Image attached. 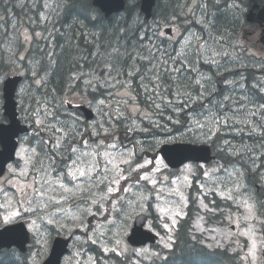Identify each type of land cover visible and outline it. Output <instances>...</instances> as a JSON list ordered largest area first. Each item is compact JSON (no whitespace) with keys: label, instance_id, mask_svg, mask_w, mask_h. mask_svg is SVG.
Wrapping results in <instances>:
<instances>
[{"label":"rangeland","instance_id":"rangeland-1","mask_svg":"<svg viewBox=\"0 0 264 264\" xmlns=\"http://www.w3.org/2000/svg\"><path fill=\"white\" fill-rule=\"evenodd\" d=\"M173 2H176L175 7L166 12ZM19 3L18 9L21 10V19L14 20L15 22L8 30L0 33V62L6 58V65L8 66V74L0 78V83L2 85L4 79L8 76L22 75L25 77V82L18 91L17 101L20 119L24 125L32 128L28 135L20 138L17 162L8 167L6 175L0 179V187L6 190L8 197H12L15 192V189L8 183L11 178L9 169L15 168L18 164L23 165V161L19 159L21 149H28L30 152L32 148L36 149V139L49 141L54 137L50 130H41L31 123L36 118L34 110L37 108L42 110L45 98L53 101V103H58L61 95H63L65 101H71L72 105L89 107L92 105L96 108L98 117L92 122L91 131H95L99 127L98 121H107V123H104L103 128V132H107V135L102 132L99 136L89 137V131L85 130L83 139H87L89 143H92L93 140L115 142L119 145V151L121 152H127L131 149L136 153L134 163H144L147 160H153V158L163 160L159 154L160 147L174 143L213 145L216 150L221 152L222 156L230 155L232 157L224 161L214 160L208 165L189 163L176 171L171 170L169 167L164 169L162 165H147V167L140 170V173H130L127 181H120L119 187L122 189L127 185L130 191L123 193L118 202L114 196L102 199L103 194L99 189H93L92 192L85 190L83 194L77 193L76 197L69 200L68 203L49 208V212H54L59 207L66 209L59 220L53 224L47 222L49 216L44 212H28L11 223L4 224L0 222V228L19 222L26 223L31 236L35 240L30 257L31 264L43 263L54 239L58 236L72 238L69 253L63 258L62 264H77V262L78 264H99L97 256L89 250V243L100 248L106 256L113 253L129 258L131 264L162 259L166 254V250L173 247L177 224L180 219L186 216L190 204V190L193 186L194 195L198 199V210L197 214L194 215L193 224L194 239L200 237L202 242L211 248H227L233 253H239L243 259L242 264H264L262 224L251 221L255 224L256 240V259L253 261L252 256L249 254L252 241L248 236L242 234L248 231L249 222L245 221L244 209L240 206L241 201L244 199H247L249 203H255L257 208L264 204V192L262 191L260 200V195L256 194L258 187L260 191L262 182H264V137L260 135V129L250 135L249 129L244 125H232L228 128H221L211 138L205 139L203 135L189 132L185 124H181L182 129L179 131H176V128H173L168 121L163 124L165 127H154L147 120L142 121L140 113H136L135 117L120 120H115L109 116H101L97 109L102 106L98 105V102H94L92 97L94 95L102 97L105 92L109 96L112 89L106 88L107 91H103L98 88L99 84H97L96 90L93 91L92 86L85 84L84 81L94 74L96 67L101 71V65L110 61L109 53L111 52L109 50L117 46L122 37L131 39L130 44L134 45L139 41H143L145 35L142 34L133 38L131 33L127 34L124 29L118 28L119 21L112 28L106 25L102 28L103 30L86 27L87 30H85L86 33L82 42L74 39L73 33L69 38L79 42L76 45L77 50H74V52L88 53L90 51L91 54L75 58L73 56L74 52L64 50V47H69L70 43H64L60 46L59 51H54V46L58 47L60 45L56 44L54 27V24L59 23V21L55 19L49 27L45 26L48 22L46 13L52 11L51 8L54 4L61 7L64 13L68 6L66 0H20ZM201 3L206 4L207 7L201 9ZM41 6L46 8L44 13H41L39 9ZM248 12L249 8L246 7L243 1L161 0L157 18L144 26V30H149L150 42H145L143 45L154 46L157 43L161 49L175 56L176 52L185 46V41H191L187 47H184L185 51L193 47H199V45L206 42V46H210L217 53L226 52L228 55H217L215 60L219 62L218 65L211 64L212 68L205 71L201 68L202 63L206 64L203 59L198 64L184 67H181L180 63L177 62L173 67L181 68L180 72L174 73L177 79L183 82L179 85L191 84L200 74H204L211 77L209 86L215 89L210 99L223 100V97L227 95L236 99L239 103H245L250 99L256 105L264 104V92H260L258 87H254V85L264 82V31L263 28L258 26L260 28L258 33L256 32L252 37L243 39L244 28L253 31L256 27V25L249 27V24H247L246 14ZM40 20L42 21V27L44 26L43 30L38 29L34 33L25 30V28L36 29ZM209 21L211 25L206 28L205 25ZM136 22L139 25L141 24L139 19ZM69 26V31H72L83 25L71 22ZM168 29H172L174 33L172 37L167 36L166 30ZM138 30L140 29L136 28L135 31ZM97 35L104 36H100L98 39L100 42L96 46L93 42ZM113 42L117 43L112 44ZM15 43L20 46L19 51L15 48ZM122 43L126 45L125 40ZM125 50L127 52L124 47L122 52ZM139 54L147 55L148 52H140ZM208 55L211 56V52ZM137 58L139 59L138 55L128 54L114 61V64L119 62L124 72L121 78L130 80L141 111L150 112L152 119L160 122V119L155 117L157 112L152 110L155 109L154 106L147 108L146 103L144 107L141 106L142 103L136 88L132 86V80L140 81V77L143 76L144 83H148L151 87L148 77L156 69L151 68L149 71L150 62L139 59L140 62L136 64L139 71L132 77H128L126 74V70L136 63ZM50 65H52V69H49ZM75 65L80 68L81 73L71 78L70 87L63 94L50 91V86L40 88L35 83L39 77H45L49 82V75L54 71V68H57L55 70L58 71L64 66L72 67ZM243 66H246V70L243 69ZM249 69L251 73H249ZM212 70L213 72H211ZM159 75L160 82L162 76L168 75L170 77V74L163 70L160 71ZM231 77L235 83L226 84L225 81ZM248 79L249 83L246 82ZM177 84L172 86L168 98H171L173 89ZM241 84L244 87H240ZM249 85L255 91L250 90ZM162 89H166L163 91V95L166 97L170 89ZM193 91L195 93V90ZM47 92H49L48 95ZM141 94L143 99H148V95L143 90ZM108 99H111V97L109 96ZM156 102L162 103V101ZM66 105L65 107H67ZM113 107L115 108L114 102ZM106 111H112V109ZM115 114L113 112V117ZM66 116V118L61 119L77 120L78 123H83L70 110H68ZM2 117H4L3 114ZM174 118L176 117L174 116ZM185 118L187 119L185 113L181 112L179 119L185 122ZM109 124L111 127L108 126ZM77 126L86 129L80 124ZM131 128L135 130L130 131ZM142 129L146 130L142 131ZM44 155L47 154L41 152V156ZM232 159L244 161L254 170L261 166L258 175L254 178L250 176L248 178L247 170L241 164L231 162ZM57 160L56 167L61 164V160L58 158ZM164 164H166L165 161ZM220 164L228 166L227 173L223 175L213 174L211 177L203 175L205 171H211ZM188 166H191L190 172L187 171ZM122 167L126 168L123 165ZM157 168H160L161 171H157ZM141 173H147L149 180L137 183V177ZM108 175L111 176L112 173L109 172ZM254 179L257 182H254ZM152 180L159 182L156 188H153ZM237 186L240 187V191H236ZM87 187L91 186H85V188ZM229 190H232V200L224 198L228 195ZM50 195L58 196L59 194L53 192ZM116 195L121 196V193L117 192ZM8 197L0 193V205H4L0 207V220L17 208L27 207V205L16 203L20 199L19 195L14 197L11 204L8 203ZM93 197L98 203H92ZM114 204L115 208L113 207ZM205 205H207V208H205ZM177 212L180 213L178 216L175 215ZM139 214L149 216L146 228L159 235V240L153 247L144 246L135 249L127 243L126 239L130 234L135 217ZM173 218L175 223H173ZM32 221H35V224ZM232 225H235L234 230L231 228ZM93 240L95 243H93ZM165 244L170 245V247L166 248ZM77 252L79 253L78 256L76 255Z\"/></svg>","mask_w":264,"mask_h":264},{"label":"snow or ice","instance_id":"snow-or-ice-1","mask_svg":"<svg viewBox=\"0 0 264 264\" xmlns=\"http://www.w3.org/2000/svg\"><path fill=\"white\" fill-rule=\"evenodd\" d=\"M78 6L87 13L86 19H90L97 14L95 8L89 7L88 0H80ZM206 7V4L201 3V9ZM201 22L203 23L204 21ZM210 25L211 22L209 21L205 26L207 28ZM189 43L191 41H185L184 47H187ZM144 47L147 48L148 54H138L139 59L148 60L151 65L149 71L151 68H155L156 71L148 77L151 87H149L148 83H144L143 76L140 77L139 87L153 102L154 108L158 110L157 115L163 117V113L171 109L176 118L169 115L167 120L179 123V114L184 112L187 117L186 127L188 131L203 135L205 139L211 138L221 128H228L232 125H244L249 129L250 135L260 129V135L264 137V104L256 105L250 99L245 103H239L236 99L227 95L223 97V100L210 99L215 89L209 86L211 81L209 76L200 74L190 85L177 84L173 89L171 98L163 95V91L166 89L161 87L159 75L161 70L169 74L178 73L181 68L173 67L177 62L180 63L181 67H184L198 64L201 59L206 64L218 65L219 62L215 60V57L217 55L226 56L228 53H217L210 46H206V42L188 51H185L184 47H182L180 51L176 52L175 56L168 54L164 49L155 48L154 50V46L148 47L145 45ZM209 52H211V56L208 55ZM125 55L126 50L122 52L118 47H113L111 53H109L110 61L102 66L103 77L93 74L84 81L85 84L92 86L93 91L96 90L97 84L101 88L112 89L109 93L111 99L101 98L98 100V105L102 106L97 109L98 113L101 116H109L115 120L132 118L135 117L136 113H140L142 121L147 120L154 127H165L158 121L153 120L150 112L141 111L130 80L121 78L124 75L122 67L119 62L114 64V61H117L118 58H123ZM138 71L139 67L133 65L128 68L126 74L128 77H132ZM170 78L177 80L175 75H171ZM35 83L38 87L46 88L47 86L45 77H39ZM225 83L231 85L235 82L226 80ZM240 87H244V85L241 84ZM254 87H258L260 92H264V82L254 85ZM193 90H195V93ZM54 99L56 98L54 97ZM157 100L162 101V103H157ZM113 102L115 103V108L113 107ZM66 104L67 107H65ZM196 105H199V107H196ZM71 107V101H65L63 95H61L58 103H53V101L45 98L42 110L40 108L34 110L36 117L34 124L41 130H50L54 134L53 139L45 141L51 147V155L41 156L40 152H37L35 148H32L30 152L28 149H21L19 159L23 161V165L18 164L15 168L9 169L11 178L8 183L15 189V192L12 197H8L6 190L0 187V193L8 197L9 204L12 203L16 195H19L20 199L16 203L27 205V207L11 211L0 222L4 224L11 223L28 212H44L49 216L47 222L53 224L59 220L66 209L59 207L54 212H49V208L68 203L69 200L76 197L77 193L83 194L85 190L92 192L93 189H99L103 194L102 199L114 196L118 202L123 193L130 191L127 185L122 189L119 187L120 181H127L130 173H140L142 168L150 164L162 165L164 169L168 167L162 159L157 158L147 160L144 163H134L136 153L131 149L127 152L119 151V145L115 142L93 140L92 143H89L87 139H83L86 129L78 127L77 120L68 121L61 119V116L68 114V110ZM107 109H112V111H106ZM113 112L116 113L114 117ZM104 123H107V121H98L99 127L95 131H89V137L101 135ZM108 126L111 127L110 124ZM129 130L134 131L135 129L131 128ZM144 130L146 129H142V131ZM103 134L107 135V132H103ZM57 158L63 162L61 168L56 167ZM122 165L126 166V168L122 167ZM157 171H161V169L157 168ZM187 171H191V166L187 167ZM109 172L112 173L111 176L108 175ZM227 172L228 166L220 164L211 171H205L203 175L211 177L213 174L223 175ZM148 180L149 176L147 173H141L137 177V183ZM151 183L153 188H156L159 182L152 180ZM85 186L91 187L85 188ZM236 191H240L239 186H237ZM53 192L59 195H50ZM117 192H120L121 196H117ZM224 198L232 200V190H229L228 195ZM92 203H98L95 197L92 198ZM3 206L0 205V207ZM240 206L244 209L245 221L249 222L248 231L242 234L248 236L252 241L249 254L255 261V224L251 223V221L264 225V204L257 208L255 203H249L247 199H244L241 201ZM113 207L115 208V204ZM205 208H207V205H205ZM179 214L177 212L175 215L178 216ZM32 223L35 224V221H32ZM173 223H175L174 218ZM93 243H95L94 240ZM164 246L166 248L170 247L168 244ZM76 255L78 256L79 253L77 252Z\"/></svg>","mask_w":264,"mask_h":264},{"label":"trees","instance_id":"trees-1","mask_svg":"<svg viewBox=\"0 0 264 264\" xmlns=\"http://www.w3.org/2000/svg\"><path fill=\"white\" fill-rule=\"evenodd\" d=\"M19 2L20 0H0V33H2L5 30H8L10 26L15 22L14 20L16 19H21L20 13L21 10L18 9V6L15 5V2ZM67 3V10L66 14L64 15L65 20L67 21L70 17L69 14L73 12V17L75 18L73 22L79 25H84L85 27L89 28H98L102 29L104 28L103 24L104 20H95V23L88 25L87 24V19L85 18L86 12L79 8L76 9V7L79 5L80 0H66ZM91 0H88V3ZM211 1V0H208ZM225 2L227 1H243L246 5V7H249V9L252 7V3L250 0H224ZM260 3H262V0H258ZM127 2V8L124 11L123 14L121 15H114L110 19H108V26L111 28L114 27L116 24H118L117 21H119V26L118 28H122L126 31L128 34H132L133 38L138 37L139 35L144 34L145 39L143 41H139L137 44L131 45V39L124 38L122 37L121 41H118L117 46L122 51V49L125 47L127 49L126 55L128 54H133L134 56H137L140 52H146L147 48H145L143 43L145 42H150L149 36V30H144V26L147 25L150 21L155 20L157 18V12L161 4V0H157V4L154 8L153 11V16L150 21H147L144 17V15L140 11V0H126ZM176 2H173L170 4L169 8L166 10L169 11L173 7H175ZM78 11V12H76ZM71 15V14H70ZM12 16V17H11ZM139 19L141 21V24L139 25L136 20ZM132 25L133 28H132ZM136 28H139L140 30L135 31ZM112 31V30H111ZM112 35V34H111ZM123 40L126 41V45H124L122 42ZM80 42V41H79ZM76 41H73L72 38H63L59 39L56 41V44H68L70 43L69 47H64L66 52H74L76 51V45L79 43ZM100 41L97 39H94L93 44L96 46L98 45ZM117 42H113L112 44H116ZM1 47V44H0ZM148 47H153V46H148ZM155 47V46H154ZM59 46L56 47V50H58ZM112 49L109 50L111 52ZM85 54H91L90 51L88 53H83V52H74V57H81V55ZM121 59V58H118ZM117 59V60H118ZM138 59V58H137ZM139 62L137 61L134 65L138 64ZM75 66H64L61 70L56 71L54 68V71L49 75V82H47V86L49 87V90L58 93V94H63L65 93L66 89L70 87V80L74 75H77L81 73L80 68ZM201 68L205 71L206 69H211L212 65L211 64H201ZM243 69L246 70V66H243ZM128 70V69H127ZM126 70V72H127ZM213 72V70L211 71ZM249 73H251V70L249 69ZM8 74V66L6 65V58L2 59L0 62V78L4 75L6 76ZM171 75H175L170 74ZM139 80H132V86L136 88V92L139 95L140 101H141V106H145L147 108H151L153 106V102L148 98L147 100L142 98V89L139 87L140 85ZM161 87L162 88H169V92L167 93L166 97H170V92L172 90V86L178 84H183V82L179 79L173 80L171 79L168 75H165L164 77L162 76V81ZM173 83V84H172ZM190 85V84H187ZM41 88V87H40ZM1 89L2 85L0 83V122L6 121L4 117H2V95H1ZM249 89L252 91H255L249 85ZM55 90V91H53ZM49 92H47V95ZM93 99V97H92ZM160 101V100H157ZM154 110V109H152ZM173 115L172 112L170 111H165L163 113V117L159 116L160 119V124L165 123V119L167 116ZM180 123L186 125V118L185 122H183L181 119H179ZM34 123V121L32 122ZM179 124V123H177ZM175 128L178 126L173 125ZM182 129V127H180ZM37 140V139H36ZM39 145V149L43 152L46 153L47 155H51V152L49 150H45V146L42 142L37 143ZM212 148L215 151L216 155V160H221L224 161L227 158H232L230 155H226V157L222 156L221 152L216 150L215 147L212 145ZM244 155V153H242ZM58 160H56L57 164ZM231 162H236L241 164L245 170L248 172V178L249 176L251 178H254L258 175V172L260 170V167H258L256 170H254L252 167L248 166L247 164L244 163V161H239L237 159H232ZM57 166V165H56ZM264 166V165H263ZM254 182H257V180L254 179ZM256 187V186H255ZM262 191L264 192V182H262V185L260 187V191L256 192V194L260 195L259 200L261 197ZM189 201L190 204L188 206V209L186 211V216L182 219L179 220L177 224V229L174 235V242H173V247L171 249L166 250L165 256H163L162 259H158L152 262H143L141 264H242V258L240 257L239 253H233L227 248H211L207 246L202 240L199 238L194 239L193 237V224L195 220V216L197 214L198 210V199L197 196L194 195V186L190 190V195H189ZM152 218V217H151ZM33 243V242H32ZM33 249V246L30 247L28 250V253L25 255L20 254L17 250L12 249V250H3L0 251V264H30L29 263V257L31 254V251ZM89 249H94L93 254H95L98 258L99 264H131L129 258H124L118 255H114L113 253L110 255H104L102 250L98 248L94 244L89 243Z\"/></svg>","mask_w":264,"mask_h":264},{"label":"water","instance_id":"water-1","mask_svg":"<svg viewBox=\"0 0 264 264\" xmlns=\"http://www.w3.org/2000/svg\"><path fill=\"white\" fill-rule=\"evenodd\" d=\"M253 2V9L247 14V21L250 23L259 22L262 25L264 24V6H259L256 0H253ZM93 5L99 8L106 18L120 14L126 9L125 0H93ZM155 5L156 0H141L140 10L146 19L152 18ZM254 8L258 9V13L254 12ZM171 32V29L166 30L167 34H171ZM252 35V32L247 31L245 38H249ZM21 82H23V77L18 75L10 76L3 82V114L7 118L8 123H0V178L6 174L8 166L16 160L20 135L30 131L29 127L24 125L19 118L16 96ZM69 110L75 111L87 121H91L95 117L94 112L84 105H72ZM160 153L172 169H177L188 162L207 164L213 160L212 149L207 145L186 143L164 145ZM147 220L148 217L144 214L136 218L131 234L127 238L132 246L141 247L156 243L158 236L145 229ZM232 229L234 228L232 227ZM30 242V233L25 223L8 225L0 229V251L16 247L22 253H25ZM70 242L71 239L57 237L54 240L51 254L44 264H61L63 257L69 251Z\"/></svg>","mask_w":264,"mask_h":264},{"label":"flooded vegetation","instance_id":"flooded-vegetation-1","mask_svg":"<svg viewBox=\"0 0 264 264\" xmlns=\"http://www.w3.org/2000/svg\"><path fill=\"white\" fill-rule=\"evenodd\" d=\"M263 2L262 3H260L258 0H257V2H258V4H261V5H264V0H262ZM17 3H19V2H15V5H17ZM31 4H33L32 2H30ZM29 3V4H30ZM79 4V3H78ZM18 5H20V3L18 4ZM89 5V4H88ZM89 7H90V5H89ZM79 8V6H77L76 7V9H78ZM253 8V5H252V7L250 8V9H252ZM51 12H48V13H46V18H47V20H48V22L47 23H49L50 22V20L52 19V18H56L57 20H60L61 18L59 17V16H61L62 14L64 15V14H66L67 12H66V10L67 9H65L64 10V13H63V10H62V8L61 7H58L56 4H54V6H53V8H51ZM96 10V9H95ZM254 11L255 12H258V9L257 8H254ZM45 12V9L43 10V13ZM76 12H78V11H76ZM96 15L94 16V17H92V18H90V19H87V24L88 25H91V24H93V23H95V20H101V19H103V17H102V15H101V13L98 11V10H96ZM71 14V15H70ZM69 14V19L66 21L65 20V17H63L64 19V21H65V23L67 24V25H69V23H71V22H73V20L75 19V18H72L74 15H73V12L72 13H70ZM86 15H87V13H86ZM85 15V16H86ZM46 23V24H47ZM42 21L40 20L39 22H38V24H37V27H36V29H29V28H25V30L27 29V30H29V31H31V32H35L36 30H38V29H41V30H43V28H44V26L42 27ZM103 24V26L105 27L106 25H108V23L106 22V21H104V23H102ZM255 25H256V27L254 28V30H256V32L258 33V30L260 29L258 26H260L261 28H263L262 26L263 25H261V24H258V23H255ZM46 26V25H45ZM62 24H59L58 22H56L55 24H54V27H55V34H56V41L57 40H59V39H63V38H67V37H69V36H71L72 35V33H73V37H74V39H78V40H80V42H82L83 41V36H84V34L86 33V31L85 30H87V28L83 25V26H80L79 28H77V29H74V30H72V31H68V29L66 28V29H61L62 28ZM103 30V29H102ZM100 36H104V35H97L95 38L98 40L99 38H100ZM172 37V36H171ZM232 77L231 78H228V80H231L232 81ZM98 88L99 89H101V90H103V91H107V89L106 88H101L100 87V85H98ZM105 94H106V92L105 93H103V96L102 97H104L105 96ZM95 96H96V98L97 99H99V95H94L93 96V99L95 98ZM166 111H170V112H172L170 109H168V110H166ZM173 113V112H172ZM87 124V126L91 129L92 128V123H86Z\"/></svg>","mask_w":264,"mask_h":264},{"label":"bare ground","instance_id":"bare-ground-1","mask_svg":"<svg viewBox=\"0 0 264 264\" xmlns=\"http://www.w3.org/2000/svg\"><path fill=\"white\" fill-rule=\"evenodd\" d=\"M39 9L41 10V13H42L43 10L46 9V8L41 6ZM64 15H65V14H64ZM64 15L62 14L61 16H59L61 19L58 20V21H59L60 24L63 25L61 29H66V28H67L68 31H69L70 26L67 25V24L65 23V21L63 20V19H64V18H63ZM55 19H56V18H54V20L51 19L50 22L46 24V26L49 27V26L53 23V21H55ZM15 48H17V51L20 50V46H19L17 43H15ZM137 61L140 62L139 59H136V62H137ZM6 62H7V59H6ZM105 63H107V62H104V63L101 65V67H102ZM49 69H52V65L49 66ZM94 74H96L97 76H101V77H103V75H104V73H103L102 70H101V71L98 70V67H96ZM100 90H101V89H100ZM99 98H100V99H101V98H109V96H107V93H106L104 97H99ZM98 100H99V99H97L96 96H95V98H94L93 101H94V102H98ZM66 117H67V116H61V118H66ZM78 124H80V125H82L83 127H85L86 130L91 131V129L87 126L86 123H78ZM88 138H89V137H88ZM89 250H90V252H92V253L94 252V249H89Z\"/></svg>","mask_w":264,"mask_h":264}]
</instances>
